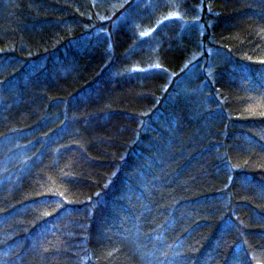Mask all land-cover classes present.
<instances>
[{
	"label": "trees",
	"instance_id": "1",
	"mask_svg": "<svg viewBox=\"0 0 264 264\" xmlns=\"http://www.w3.org/2000/svg\"><path fill=\"white\" fill-rule=\"evenodd\" d=\"M174 2L0 0V264H264V0Z\"/></svg>",
	"mask_w": 264,
	"mask_h": 264
},
{
	"label": "rangeland",
	"instance_id": "2",
	"mask_svg": "<svg viewBox=\"0 0 264 264\" xmlns=\"http://www.w3.org/2000/svg\"><path fill=\"white\" fill-rule=\"evenodd\" d=\"M121 1H123L124 3L128 2V1H130V2H132V1L135 2L136 1L137 4L143 6V7H138V8L135 7V9H133V11L135 13V16H139L142 13V10L146 9L145 7H147V9L150 8V10H153L155 8V6L159 2H161L162 0H159V2L156 1L157 3H155V4L152 3L153 0H121ZM167 1L173 2L172 7H174V5H176L174 1H177V0H167ZM104 3H107V2L104 1ZM104 5L107 6L106 4H104ZM108 7H111V6L108 5ZM176 7H177V10H174L173 14H170L171 16L169 18L168 17L166 18V19H168V23L173 24V23L177 22V23H179V25H181L179 28H182L183 30H188V31L204 30V25H203V23L201 21L202 19H201L200 13H196V14H192V15L188 14V16H185L184 14L182 15V13H181V12H184V9H179L178 10V6H176ZM199 12H200V10H199ZM126 16L127 15L125 14L118 21H117L116 18H113V19H111L109 21V23H107L105 25V27H99V28H96V29L99 30V32L102 33V35L104 34L106 37L109 38L111 36V30H115V29H117V27H119L120 25L125 23ZM187 17H189V19H187ZM164 21H165V18H164ZM153 34H154V32L151 31V32L147 33L146 36H144V38H147L148 36H153ZM194 64L195 65H193V67L190 66V68H189L190 71L187 72V76H189L190 78L192 77V79H194L196 81L197 78H198L196 76H198V74L200 73V70H197V68L199 66V63L197 64V62H195ZM200 64H201L200 68L203 69L207 64H209V60L206 61L204 59L203 61H201ZM149 70H152V69H149ZM154 70H158V67L155 66ZM208 71H209L208 73L210 75L211 74V69H209ZM198 83H200V82H198ZM205 83H203V84H205ZM194 91L195 92H199L198 89H195Z\"/></svg>",
	"mask_w": 264,
	"mask_h": 264
}]
</instances>
